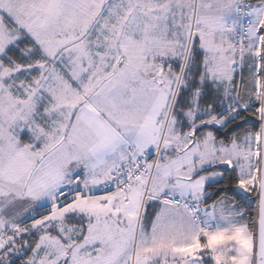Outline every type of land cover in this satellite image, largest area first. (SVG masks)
I'll return each mask as SVG.
<instances>
[{"label": "snow or ice", "instance_id": "1", "mask_svg": "<svg viewBox=\"0 0 264 264\" xmlns=\"http://www.w3.org/2000/svg\"><path fill=\"white\" fill-rule=\"evenodd\" d=\"M0 264H264V0H0Z\"/></svg>", "mask_w": 264, "mask_h": 264}]
</instances>
